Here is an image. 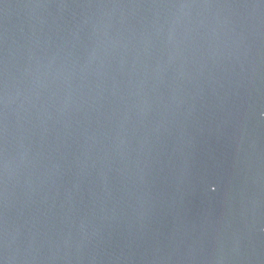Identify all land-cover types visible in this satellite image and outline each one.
Returning a JSON list of instances; mask_svg holds the SVG:
<instances>
[{
	"label": "water",
	"instance_id": "obj_1",
	"mask_svg": "<svg viewBox=\"0 0 264 264\" xmlns=\"http://www.w3.org/2000/svg\"><path fill=\"white\" fill-rule=\"evenodd\" d=\"M0 264H264V0H0Z\"/></svg>",
	"mask_w": 264,
	"mask_h": 264
}]
</instances>
